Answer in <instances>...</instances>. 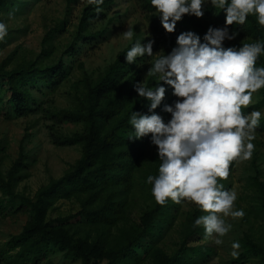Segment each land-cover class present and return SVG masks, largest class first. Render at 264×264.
<instances>
[{"label": "trees", "instance_id": "1", "mask_svg": "<svg viewBox=\"0 0 264 264\" xmlns=\"http://www.w3.org/2000/svg\"><path fill=\"white\" fill-rule=\"evenodd\" d=\"M111 0H104L102 5L87 4L82 8L75 38L80 42H89L100 31L83 33L92 18H99L96 7L104 6ZM147 13L149 38L153 43L154 56L137 57L134 63L126 62V53L137 42L132 41L120 50L115 58L94 78L84 71L73 83L76 88L74 102L68 107L45 108L39 105L31 89L55 90L65 81L72 70V64L63 57L55 62L42 64L39 55L8 67L9 56L0 61V98L7 93L6 103L14 115H26L43 110L51 120L48 126L49 137L57 145H79L80 155L58 177H52L39 185L32 196L16 189L23 178L22 170L26 166L27 153L20 145L17 156L11 164L2 169L0 144V214L12 209L25 212L26 222L16 233H11L0 246V264H37L47 258L54 250L62 252L63 257L79 260L80 264H94L104 260V264H188L191 254L189 249L204 257L208 248L203 245L189 246L188 239L194 234H205L203 226L193 227L194 221L204 213L195 205L186 215L182 237L178 247L172 253L153 241L150 227L157 220L170 221L173 213L169 201L159 205L152 195V185L147 183L152 198L151 204L143 211L139 222L126 219L127 192L131 187L136 170L139 169L143 156V145L149 138L134 137L135 129L130 124L133 112L152 115L164 111L168 100L163 99L160 106L149 111L151 101L138 95L135 85L144 82L145 86L155 88L162 85L166 91L170 86L160 82L157 77L144 73L160 55H168L177 45V37L184 32H193L206 43L204 36L209 29L224 28L226 11L215 8L211 3L203 5L204 15H184L176 23L175 31L168 33L161 24L160 14L151 5V0H138ZM7 0H0V8ZM229 34L236 32L234 39H225V49L237 50L243 44L257 41L264 44V26L259 25L257 17L250 14L243 25L233 23L228 26ZM75 39V40H76ZM71 41L68 54L74 55L79 42ZM1 45V41H0ZM161 50L163 52H161ZM156 52V55H155ZM160 52V53H159ZM47 55V54H46ZM80 63V67H82ZM255 66L264 67V52L258 57ZM37 106V107H36ZM250 107L244 108L246 112ZM63 122L79 123L81 127L68 133H62L55 124ZM235 161L230 164V169ZM161 164L158 152L146 175H158ZM229 169V170H230ZM256 187L258 207L264 213V185L256 177H251ZM74 198L79 209L65 216L48 217V211L58 198ZM15 206V207H14ZM79 216L78 223L71 218ZM148 238L149 241L144 239ZM242 250L239 260L257 256L264 264V244L250 234L241 238ZM143 247L140 253L138 248Z\"/></svg>", "mask_w": 264, "mask_h": 264}, {"label": "rangeland", "instance_id": "2", "mask_svg": "<svg viewBox=\"0 0 264 264\" xmlns=\"http://www.w3.org/2000/svg\"><path fill=\"white\" fill-rule=\"evenodd\" d=\"M211 3L205 0L204 4ZM88 0H7L4 7L0 8V22L7 25V35L1 41L0 61L9 56L8 67L16 63L38 57L42 64L53 63L58 57H63L72 64L69 77L55 90L36 89L32 87V96L36 97L39 105L45 108L68 107L74 102L76 88L74 82L85 71L90 78L96 77L106 65L112 61L116 54L132 41H140L145 46V39L149 38L147 13L141 8L138 0H111L101 6L103 15L92 18L83 29V33L100 31L99 35L89 42H80L75 38L82 8ZM11 13V16L9 15ZM132 28L134 35L131 40L124 38L122 33ZM76 39V40H75ZM79 42L74 55H69L71 41ZM47 54V55H46ZM156 55V52H155ZM82 63V67H80ZM145 71L143 81L146 79ZM0 98V144L4 146L1 152V167L6 169L17 156L21 145L27 153L26 166L22 170L24 176L18 182L16 189L26 195L32 196L36 188L52 177L61 175L68 166L80 155L79 145H57L49 137L47 125L51 120L45 116L43 110L17 116L11 112L6 103L5 91ZM168 105L173 106L178 97L173 95L170 86L165 92ZM37 107V106H36ZM249 109L242 112L245 116L253 111H260L259 126L255 131V145L253 155L247 161H235L229 170L226 180H218L224 190L235 191L237 199L234 210H243L242 218L226 217V223L232 225L231 230L224 236L222 245H216L215 234L205 238L199 234L192 235L187 244L203 245L208 248L204 257L189 249L191 259L188 264H263L259 257L249 256L239 260L231 255L234 242H239L244 234H250L264 244V213L259 210L256 187L252 176H256L264 185V88L259 89L252 96ZM165 123L171 119V114L158 113ZM62 133L79 129L81 125L74 122L55 124ZM158 148L152 143L151 135L143 145V156L139 169L136 170L134 180L127 192L126 219L139 222L143 211L151 204L147 181H145L150 165L157 155ZM160 166V165H159ZM158 166V170H159ZM169 203L173 213L170 221L157 220L150 227L153 241L161 246L166 253H172L178 247L182 237L183 226L187 213L196 205L182 201L176 204L170 199ZM15 207V206H14ZM79 209L78 202L72 198H58L48 211V217L65 216ZM0 214V246L11 233L18 232L26 222L25 212H15L12 209ZM79 216L71 218L72 223H78ZM149 241L148 238L144 239ZM139 252L143 247L138 248ZM241 248L238 250L239 252ZM99 260L94 264H104ZM37 264H80L79 260L63 257L59 250H54L49 256ZM138 264H149L144 261Z\"/></svg>", "mask_w": 264, "mask_h": 264}, {"label": "clouds", "instance_id": "3", "mask_svg": "<svg viewBox=\"0 0 264 264\" xmlns=\"http://www.w3.org/2000/svg\"><path fill=\"white\" fill-rule=\"evenodd\" d=\"M204 2L151 0V5L160 14L163 28L172 33L184 15L202 18ZM88 3L102 5L104 0ZM211 4L226 11L225 27H209L204 36L206 43H201L193 32L181 33L177 37L178 47L155 59L146 74L157 77L158 85L163 82L171 86L173 95L178 97L174 107H164L171 114L170 121L165 123L157 114L133 112L129 122L135 134L129 139L151 134L152 143L158 148L161 161L158 175L147 177L155 201L161 206L169 199L176 204L195 203L206 214L197 218L193 227L203 226L205 238L215 234L218 238L214 243L222 245L219 237H224L232 227L225 218H242L245 213L234 210L236 192L224 190L218 180L228 178L232 162L251 159L261 112L245 116L242 108L248 107L253 94L264 88V67L255 66L264 52V44L246 43L237 50L225 49L223 42L237 35L236 32L230 35L228 26L243 25L250 14L264 26V0H211ZM95 11L100 13L103 9L96 7ZM6 35L7 25L0 22V41ZM122 35L131 40L134 31L130 27ZM153 43L150 40L142 46L137 41L127 51L126 62L134 63L145 54L154 56ZM135 88L140 97L151 101L149 111L160 106L165 98L166 89L162 85L152 88L139 82ZM232 248L231 255L238 259L240 243L234 242Z\"/></svg>", "mask_w": 264, "mask_h": 264}]
</instances>
